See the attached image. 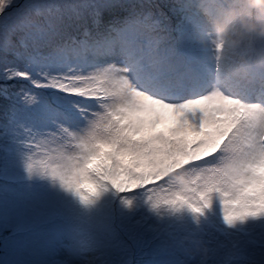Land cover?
<instances>
[{"label": "snow or ice", "instance_id": "snow-or-ice-1", "mask_svg": "<svg viewBox=\"0 0 264 264\" xmlns=\"http://www.w3.org/2000/svg\"><path fill=\"white\" fill-rule=\"evenodd\" d=\"M253 0H0V264H264Z\"/></svg>", "mask_w": 264, "mask_h": 264}, {"label": "clouds", "instance_id": "clouds-1", "mask_svg": "<svg viewBox=\"0 0 264 264\" xmlns=\"http://www.w3.org/2000/svg\"><path fill=\"white\" fill-rule=\"evenodd\" d=\"M253 3H264V0H253ZM245 31L257 41H264V19H245L242 22Z\"/></svg>", "mask_w": 264, "mask_h": 264}]
</instances>
